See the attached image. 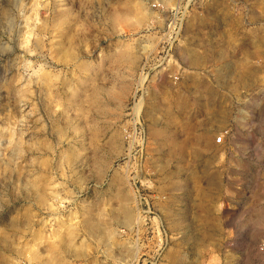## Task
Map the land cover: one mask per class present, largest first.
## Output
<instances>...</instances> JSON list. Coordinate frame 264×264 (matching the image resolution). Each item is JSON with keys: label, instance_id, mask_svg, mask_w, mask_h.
<instances>
[{"label": "rangeland", "instance_id": "374dc122", "mask_svg": "<svg viewBox=\"0 0 264 264\" xmlns=\"http://www.w3.org/2000/svg\"><path fill=\"white\" fill-rule=\"evenodd\" d=\"M0 264H264V0H0Z\"/></svg>", "mask_w": 264, "mask_h": 264}, {"label": "built area", "instance_id": "2783aa9c", "mask_svg": "<svg viewBox=\"0 0 264 264\" xmlns=\"http://www.w3.org/2000/svg\"><path fill=\"white\" fill-rule=\"evenodd\" d=\"M214 142L216 145L223 144L224 143V134H220V136L217 137Z\"/></svg>", "mask_w": 264, "mask_h": 264}]
</instances>
